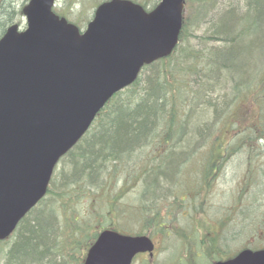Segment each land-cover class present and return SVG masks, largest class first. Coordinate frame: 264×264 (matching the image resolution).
I'll return each mask as SVG.
<instances>
[{"label":"trees","instance_id":"1","mask_svg":"<svg viewBox=\"0 0 264 264\" xmlns=\"http://www.w3.org/2000/svg\"><path fill=\"white\" fill-rule=\"evenodd\" d=\"M132 1L149 11L160 0ZM16 3L0 0V15L9 16H0V37L14 22ZM54 11L70 21L67 13ZM245 104L255 110L253 118L236 119ZM228 124L232 135L224 140ZM233 155L244 159L239 197L263 176L255 191L262 193L261 210L247 214L255 215L257 231L264 230V0H185L173 52L145 65L60 159L45 197L12 237L0 241V264H82L102 229L151 237L156 227L166 237L178 236L180 249L170 264H194L192 237L187 230L172 234L170 219L187 208L203 211L205 186ZM124 180L140 184L141 209H127L128 223L142 224L135 230L112 218L126 210L118 200L128 191H114ZM110 192L115 195L105 203ZM217 231L205 236L207 252H224L221 260H228L233 251L220 247L219 238L224 248L226 239ZM141 257L142 264H156L155 256Z\"/></svg>","mask_w":264,"mask_h":264},{"label":"water","instance_id":"2","mask_svg":"<svg viewBox=\"0 0 264 264\" xmlns=\"http://www.w3.org/2000/svg\"><path fill=\"white\" fill-rule=\"evenodd\" d=\"M54 2L29 0L25 29L13 24L0 37V240L46 194L59 159L113 95L173 52L183 25L185 0H161L149 12L107 0L80 32L53 12ZM153 251L147 235L103 229L82 264H132ZM215 264H264V248Z\"/></svg>","mask_w":264,"mask_h":264},{"label":"rangeland","instance_id":"3","mask_svg":"<svg viewBox=\"0 0 264 264\" xmlns=\"http://www.w3.org/2000/svg\"><path fill=\"white\" fill-rule=\"evenodd\" d=\"M80 1H82L83 7L78 5ZM97 1L98 0H57L55 10L59 13H61V11L67 13L64 15L70 21L84 29L83 27L86 26V23L91 19L93 10L90 7H93ZM23 2L24 0H17L15 12L12 15L14 19L13 23H18L21 29L25 26V19L23 14H19L18 11L20 7L22 5L25 6L28 1L25 3ZM1 15L3 17L6 16L5 14ZM8 19L9 16L6 20L8 21ZM0 24L2 23L0 22ZM254 112L255 110L253 107L251 108L247 104L241 105L236 110L238 116L236 119L241 120L245 118L244 121H246V119L253 118ZM231 135L232 131L228 124L226 128L221 131V136L226 140ZM213 142L214 141L211 140L210 144ZM208 149L209 148H207V150ZM243 160L242 156L233 155V159L230 158L229 161H226L222 166V170L214 172L213 177L209 180L207 186H205L208 187L210 185L203 197V211L196 212L194 209L187 208L183 210V213L175 212V216L170 219L172 234H174L176 229H178L180 233L187 230L190 234V238L192 237L189 243V249L192 251H190L191 255L195 256L193 261L194 264H213L226 257V254L221 251V256L216 253L213 255L214 258L207 252L206 246L208 245V240L206 238L215 234L216 232H213L215 230H218V234L220 235L221 233V236L226 239L224 248L221 244L223 241L221 237L219 238L220 247L227 252L232 250V254H235L237 251L241 250V248L247 247L248 245L254 246V249L264 247V230L257 231L255 229L257 226V224H255L256 219L252 220L255 215H252V213L247 214L248 210H253V212L256 211V214L258 210H261L260 207L263 200L262 193L255 191L258 187L260 188L261 185L259 186L257 182L262 183L263 176L259 177L257 182H253L250 188L246 187L239 197L238 188L246 178L243 170ZM262 165L264 167V163ZM132 183L131 180L118 181V185L114 189V191H117L125 188L126 192L128 191L126 195L118 200L119 207L126 209L125 212L123 213L121 211L119 215L112 217L116 222L122 225L121 227L128 230H135L142 225L138 222L136 224L128 223L132 218L127 212V209H131L130 205L133 206L134 210L141 209L140 184L136 185L135 182L134 184ZM113 195L115 194L111 192L106 194L105 203L110 200ZM97 197L98 195L95 194L94 200ZM237 201H239V203H237ZM94 205L95 203L92 204V207ZM194 212L199 214L195 217ZM174 217H177V219L175 220ZM172 219H174V221ZM161 230V228L159 229L156 227V230H153L151 235L156 245V250L154 252L156 264H170L171 260L174 258L173 254L176 253V250L180 249L178 236L173 235L172 237H166ZM168 234L169 232L167 231V235ZM202 242L204 243L203 245L201 244ZM1 245L2 244H0V249ZM142 260L143 257L138 256L133 264H142Z\"/></svg>","mask_w":264,"mask_h":264},{"label":"flooded vegetation","instance_id":"4","mask_svg":"<svg viewBox=\"0 0 264 264\" xmlns=\"http://www.w3.org/2000/svg\"><path fill=\"white\" fill-rule=\"evenodd\" d=\"M155 247H156V245H155Z\"/></svg>","mask_w":264,"mask_h":264}]
</instances>
